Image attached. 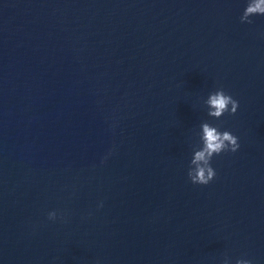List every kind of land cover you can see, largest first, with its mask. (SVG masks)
Returning <instances> with one entry per match:
<instances>
[{"label": "water", "instance_id": "water-1", "mask_svg": "<svg viewBox=\"0 0 264 264\" xmlns=\"http://www.w3.org/2000/svg\"><path fill=\"white\" fill-rule=\"evenodd\" d=\"M247 3L0 0V264H264V15L241 23ZM221 88L239 108L214 119ZM204 122L240 143L206 186L188 177Z\"/></svg>", "mask_w": 264, "mask_h": 264}, {"label": "clouds", "instance_id": "clouds-1", "mask_svg": "<svg viewBox=\"0 0 264 264\" xmlns=\"http://www.w3.org/2000/svg\"><path fill=\"white\" fill-rule=\"evenodd\" d=\"M264 15V0H248L240 17L241 23H253L251 17ZM208 115L214 119L222 118L226 113L236 115L239 102L228 95L222 88L211 93L205 101ZM200 144L193 148V157L188 172L190 181L195 185H208L216 178V171L211 162L215 156L225 152L235 153L240 148L238 137L230 131L221 132L208 122L201 124ZM49 219H57L56 212L49 213ZM224 264H229L226 258ZM236 264H252L251 260L240 259Z\"/></svg>", "mask_w": 264, "mask_h": 264}]
</instances>
